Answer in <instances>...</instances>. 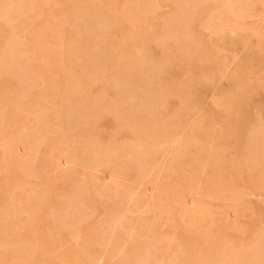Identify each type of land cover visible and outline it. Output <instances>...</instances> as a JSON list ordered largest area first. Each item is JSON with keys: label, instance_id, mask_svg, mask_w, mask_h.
<instances>
[{"label": "bare ground", "instance_id": "obj_1", "mask_svg": "<svg viewBox=\"0 0 264 264\" xmlns=\"http://www.w3.org/2000/svg\"><path fill=\"white\" fill-rule=\"evenodd\" d=\"M228 1L0 0V142L5 143H0V264L81 263L85 256L78 246L62 249L70 230L87 235L89 226L88 249L99 253L104 264H197L201 259L210 264L220 250L216 243L221 241L226 244L225 257L219 264H264V202L237 192L247 179L255 193H264V125L253 127L248 110L262 101L264 86L254 81L237 96L229 94L218 109L205 104L219 72L225 74L223 94H227L239 80L236 71L243 66L254 69L258 60L255 43L248 41L236 20L241 14L233 12ZM161 6L169 10L160 12ZM15 23L20 27H14ZM226 26L232 27L223 39L226 46L215 54L212 45L217 38L205 30L220 33ZM18 34L30 42L37 58L47 61L48 73L31 64L30 55L13 44ZM62 36L66 46L60 45ZM256 36L254 42L258 43L264 37V24ZM174 48L182 53L167 59ZM196 57L203 62L201 70L196 69ZM232 58L236 63L228 69L224 64ZM199 73L200 81L194 82L192 77ZM36 108L54 111L60 118V129L52 140L46 137L32 144L29 136L10 127H29L27 114ZM259 112L264 118V109ZM39 122L45 130L44 118ZM106 124L115 128L103 141L107 153L101 160L87 156L83 149L102 141V126ZM63 126L72 128V138L82 140L79 151L70 157L63 156L67 138ZM189 130L191 139L185 138ZM177 136L180 144L168 146L172 152L166 157L161 143H171ZM124 137L130 143H123ZM18 147L23 148V155L17 153ZM42 149L50 161L52 152L58 153L62 157L58 161L64 158L68 169L61 170L56 162L49 163L48 169L45 163L44 167L36 163L34 155L38 160L40 154L45 157L38 153ZM25 156H30L31 162L18 168ZM125 156L132 160H125ZM78 163L88 170L78 166L85 178L76 181L73 170ZM248 163L253 166L250 170ZM94 167L100 172L112 170L109 181L89 174ZM147 170L157 171V175L161 170L172 173L161 181L164 173L160 172L158 183L153 186L152 181L148 187L146 181L145 188V180H139L145 178ZM113 173L132 178V183L140 186L133 188L132 183L128 185L130 180L125 179L129 183L124 184L123 178H116L120 182L112 179ZM30 177L38 182L32 189L20 191ZM157 177L152 178L157 181ZM51 180L52 186L53 180L68 185L64 195L54 196L56 189L48 184ZM120 184L137 191L134 199L117 207L115 190ZM201 185L223 191L230 186V192L216 199L215 211H206L209 203H204L206 209L198 204L201 215L193 217L191 223L194 227L208 223L207 232L176 234L173 230L177 226L168 224L166 218L176 209L187 211L184 203L190 199H183ZM149 188L153 193H148L144 206L150 207L147 214L151 215L145 217L139 208ZM24 209L26 214H22ZM229 212L240 218L245 215L247 220L237 221L238 216L227 222L232 219H227ZM4 216L14 220L5 223ZM161 220L176 234V238L164 234L175 238L170 237L174 242L171 253L170 244L165 248L166 241L160 245L167 239L158 232ZM124 227L129 228L132 239L123 234ZM98 242L100 249L95 245Z\"/></svg>", "mask_w": 264, "mask_h": 264}, {"label": "rangeland", "instance_id": "obj_2", "mask_svg": "<svg viewBox=\"0 0 264 264\" xmlns=\"http://www.w3.org/2000/svg\"><path fill=\"white\" fill-rule=\"evenodd\" d=\"M64 1H66V0H64ZM260 1H264V0H229L228 1V6L230 8H232L233 12L240 13L241 14L239 17L236 18V20L239 21V22H241L240 25L243 27L244 34H247L248 41H251V43L253 45L255 43V45L253 46V50L255 51L258 60H256L253 63V68L254 69H249L248 67L243 66L241 69H239V70L236 71L237 74L239 75V80H236L234 82L233 87H231L230 91L227 94H225V93L223 94V91H224L225 86H226L225 74L223 72H219V76L216 79H214V81L211 84V91H210V93L207 94V97H209V98H208V100L205 101L206 106L209 107L210 109H218V108H220L221 105L224 103L226 97L229 94L231 96H233V97L234 96H237L241 92L242 89H244L246 86L250 85L254 81L255 82H260L264 86V37H262L261 40H258V43L257 42H254L255 41V38H258L256 36V33L259 31L260 26H262L264 24L263 23L264 22V19H263L264 18V5H262L264 3L262 2V4H259L258 5V2L260 3ZM189 3L190 2H188L186 4V7L187 6H190ZM256 3H257V5H256ZM81 5L83 6V3ZM226 6H227V3H226ZM161 7H164V8H160L159 9L160 12L163 11V13H166L169 10V8H167V6H161ZM44 8L45 9H48L50 7H47V8L44 7ZM14 27H16V28L20 27L19 26V23H15L14 24ZM230 27L231 26H226V28L222 32H220V33H214L211 28H207L205 30L206 33H213V36L217 38V41L212 45V51H213V53H215V54L218 53L221 49H223L226 46V44L224 43V40L223 39H224V36H226V32L229 30ZM65 39L66 38L64 36L61 37V39H60V41H61V44L60 45L61 46H66L67 45V42L64 41ZM14 43L19 47V49L22 52L30 55V59L32 60L30 62L31 64H38V66H41V69H43V72L44 73H48L47 72V61L45 59H42V58H37V55H35V53L33 52V48L30 45V42H28V40L26 39V37L23 34H18L17 39H15L13 41V44ZM69 49H71V47ZM72 49L74 51V48H72ZM237 50H238V48H237ZM181 51L182 50L180 48H174L173 50H171L169 52V54H167L166 58L171 60L176 55L181 54L182 53ZM194 60L196 61V69L201 70L204 67V65L202 64L203 62L200 61L201 59H199V58L196 57ZM235 63H236V58H232L229 61H227L224 64V66H226L228 69H231L233 67V65H235ZM201 77H202V74L199 73V74L193 76L192 77V80L194 82L200 81ZM14 94H17L18 96H21V93L20 92H14ZM262 94H264V87H263V90H262ZM261 100L262 101H259L258 104L255 107H248V110L253 115V120L251 122L252 123L251 125L253 127L258 126V125H260V126L261 125H264V118H262L260 116V112H259L260 110L264 109V106H263V104H264V96H262ZM259 104H261V106ZM40 109L41 108H36L35 110H32L30 112V115L29 116H28L29 113L27 114V117L29 119V120H27V122H30L31 121V123H29V124L27 123V125H30L29 127H27L26 125H23V127H22V125H15V126H12L11 125L12 128L10 127V129H12L13 132H16V130H18L25 137L29 136L30 139H32V141H33L32 144H34V143H41L46 137H49L52 140L55 137V134L60 129V126H59L60 118L56 115V113L54 111H52L49 108H45V109L39 111ZM42 117L44 118V121H45V123L47 125V127H45V130H43V128L41 127V123L39 122V119L42 118ZM37 122H39V123H37ZM35 123H37V125H34ZM2 125H4V123ZM7 126H6V128H7ZM19 126H20V128H19ZM24 126H26L27 128L25 127V129L22 130L21 128H24ZM190 126H191V124H188L187 127L190 128ZM102 127H103V133L101 135V140L102 141L99 142V143H93L92 145L86 146L83 149V151L86 153L87 156H90L91 158H96L98 160H101L102 157L108 151V148H104L105 142H103V141L107 140L108 137L112 133H114L113 131L115 130L114 126L111 125V124H106L105 126H102ZM66 128H69V127L68 126H63L62 127V130L66 129ZM121 128H123V127L122 126L119 127V129H121ZM175 130H177V129L175 128ZM44 131H46V132H44ZM187 133H188V136H185V138L191 139L193 137V135H192L193 133L190 130ZM65 134H66V137L67 138L63 142V145L64 146H62V148H64V155L63 156L70 157L76 151H79L78 149H80L82 140L81 139L79 140V139H76V138H72L71 137V135H72V128H70V130L69 129H66ZM189 135H190V137H189ZM175 138H173V140L175 141V143H174L173 140H171V143L164 144L162 142L161 145H160V148L164 151L166 157H168L171 154L172 150H171L170 147H172V145H176L177 143L180 144L179 137L177 136ZM0 141H2V140L0 139ZM122 142L123 143H128V142L130 143V141L127 139V137H124L122 139ZM0 143H2L3 145L5 144L4 142H0ZM0 146H1L0 149H2L3 146L2 145H0ZM168 146H170V147H168ZM16 149H17V153L19 155H23L22 154L23 153V148L22 147H18ZM85 149H86V151H85ZM42 151H43V149L40 150V151H38V153H43L45 155V153L47 151V148L44 149L45 153L42 152ZM163 151H162V153H163ZM49 153L50 152L48 150L46 154L47 155H50L51 153L50 154ZM167 153H168V155H167ZM32 155H33V152H32ZM40 155H39V157L41 159V162H40V159L39 160L37 159L38 155H34V157L37 156L36 159H35V162L37 163L39 161L38 163H40L41 165H43V167L45 166L44 165V163H45L46 166H47L46 167L47 169L49 168V165L50 164H53L55 162L59 164L61 170H62V168L64 170L65 169L67 170L68 167H69L68 164H64L65 163L64 158H63L64 161L62 160L61 163H60V161H58V159H59L58 157H60V160L62 159V157L59 156V154L56 153V152H52V157H53L52 160H51L52 162L50 161V159H51L50 156L48 157L47 155H45V157H44V156H40ZM42 157H44L45 159L46 158L47 159L50 158V159H48V160L43 159V160H45L43 162ZM163 157H164V155L161 156V158H163ZM54 158H55V160L57 159V161H54ZM124 159L127 160V161H131L132 160V157H126L125 156ZM30 162H31V157L30 156H25L18 163V168H22L23 166L29 164ZM82 163H84V162L82 161ZM63 165H66V166H63ZM71 165H73V164H71ZM80 165L82 167L85 166V165H83L81 163H78V165H77L76 168H75L76 165H74V167H73V169L75 168L73 170L74 171L73 174L74 173L76 174V175L74 174L75 176H73V179L75 178L76 181L85 178V175L83 174V172L82 171H81L82 173L80 172V167H78ZM187 166L193 167L191 164H188ZM251 167H253L252 166V163H248L247 164V168L250 170ZM46 168H44V169L46 170ZM85 168H86V170H88V168L86 166H85ZM81 169H84V168H81ZM71 170H72V168H71ZM89 170H90L89 174L95 175L99 179L100 178H104L105 179V182L106 181L107 182L109 181L108 177L110 176V173L113 172L112 170H111L112 172L110 170H106V171L100 172L97 167H94V168L89 169ZM192 170H193V168H191V171ZM188 171H189V173H191L190 172V169ZM156 172L154 170H152L151 172H150V170H147L145 172V174L147 173L146 176L143 175L145 178L144 179H140L139 180V183L141 181L143 183L144 180H145V182H144L145 185H143V187L145 186V188H147L146 181H147V183L148 182L150 183V182L153 181L152 183H154L153 184V186H154L155 185V182L158 183V181L160 180L161 173H164L166 171H162V170L159 171V173L161 172L160 175H159V173L157 175ZM169 172L170 171H168L166 174L165 173L162 174V177L163 178L161 177V179H162L161 181H163L164 179H166L164 176H166L167 174L169 175V174L172 173V171H171V173H169ZM148 173L151 174V177H149L150 174H148ZM154 174L156 176H159V177H157V179L158 178L159 179L158 180L156 179L157 181H155V179L152 178L153 176L156 177ZM115 175H119V174H115ZM115 175L113 173L111 175V178L112 179H115L117 181H119V179H116L117 177L120 178V179L123 178L124 179L123 180L124 181L123 182L124 184L130 182L128 185H131V183L133 181L132 178L130 180V178L122 177L121 175L116 176V177H112V176H115ZM20 176H21V174H19V177ZM49 176H52V175L49 174ZM174 176L175 175L173 174L171 177L173 178ZM33 178H34V176H33ZM33 178L30 177L29 178V181L26 182L27 186L25 185L26 187L25 186L20 187V191L21 190H24V189L29 190L31 188V186L34 187L35 186V183H37L38 180L37 179H33ZM125 179H127V181L128 180H130V181L127 182ZM135 180L137 182V179H134V181ZM166 180L164 181L165 183H167ZM53 181H55V183H56V184L54 183V186L55 187L52 186L53 185L51 183L52 180L49 181L50 183L48 182V184L52 188L56 189L55 190L56 192L55 191L53 192L54 193V196L57 195L58 197H61L62 195H64V193L66 191L65 190V187L68 186V185H66L64 183V181H63V184L65 186L64 187H60V186H63V184H60V181H57V180H53ZM125 181H126V183H125ZM164 182L162 184H165ZM242 182H243V184L240 185L238 187V189H237L238 194H240L242 196H247V198L250 199V200H252V201L264 202V193H261V194H258L257 192L255 193L251 189V187L249 186V182H248L247 179H244ZM39 183H40V181H39ZM149 183H148V187L152 186V184L151 183L149 184ZM137 185H138V182H137ZM137 185H134L133 184V185H131V187H133V188L134 187L135 188L137 187L138 188V186H140V185H138V186ZM28 186H30V187L27 188ZM141 186H142V184H141ZM131 187H127V186H124V185H121V184L119 185V187H117V189L115 190V193L118 196V204H117V207H120V206L124 205L126 202H129L130 200H132V199L135 198V193H136L137 189H136V191H134L135 189H133ZM143 187H139V189H141ZM229 187L230 186L225 187V188H227L226 191H223V190H213V189H209V188H207L205 186H202V185L199 186V187L198 186L195 187L192 190L191 195H189L187 197L185 196L186 199L185 198L183 199L184 201H186L187 198H189L191 200V201L189 200V202L184 203V206H186V207H187V205H188V207L190 206L189 208L187 207L188 210L187 211H184V210H180V209L177 210L176 209V212L175 211H174V213L172 212L170 214V216H168L169 218H166V219H168L167 223L168 224L171 223V224H174L175 226H177L176 227V231L173 230L174 232H176V234H177V232L188 231V230L189 231H194V232L200 233V234L207 232L208 231V228H209V224L208 223H204L203 222V223H201L197 227H194L192 225V223H191V220H192L193 217L198 216V215H201L199 213V211H198V208H197L198 207V204H200V206L203 205V208H205L206 207L205 204L206 203H209L211 206H207L206 207L207 208L206 211H208L210 209H213V211H215L214 208L215 207L217 208V206H218V202L216 201V199L218 197L224 195V194L229 193L230 192V188ZM57 188L58 189H61L62 191H59ZM151 188L153 189V187H151ZM141 190L143 191L144 189H141ZM148 193L149 194L150 193H153V190H151L150 188L145 190V195H146V196L144 195L145 196L144 197V200L145 201H143L142 205L139 208V211L140 212H143V211L146 212V213L144 212V216L145 217H147V216L149 217L151 215L150 212L147 214V211H150V207L148 208V207H145L144 206V204L149 201V200H147V199H149L148 198L149 197V194ZM152 195H153V197H155L154 196L155 194H152ZM152 195H151V197H152ZM176 197L178 198V196H176ZM175 200H178V199L175 198ZM201 203H203V204H201ZM214 205H215V207H214ZM212 206H213V208H212ZM26 213H27V210L26 209L22 210V214H26ZM226 216L228 217L227 219L232 218L231 221L226 219L227 222H233L232 221L233 220V217H236L237 218L239 215L236 216V214H234L232 212H229L228 214L226 213ZM240 217L241 216L238 217V220L237 221L240 220V221L244 222V221L247 220V218H246L245 215L242 216L243 218H240ZM11 220H14L13 216H4L3 217V221L5 223H9ZM117 222L118 223H121L122 221L118 220ZM160 222L161 223H159V224H161V225L163 224L164 225L165 223H162V222H166V221H162L161 220ZM168 224H165V226H163V225L160 226L159 225L158 232L159 233H162L161 235L165 236L164 238H167V239H162L161 240L162 242H161L160 245L161 246L162 245H165V241H166V243H167L166 245H168V246H166V247L164 246V247L167 249V247L169 248V244H170V249H168V251H170V253H171V250L174 251L173 250L174 242H171V240L174 238L173 235H175V238H176V234H174V232L171 229L168 228V226H167ZM160 227L161 228L164 227V228L161 229ZM50 230L53 231L52 227L50 228ZM90 231H91V228L89 226L87 228L88 234L90 233ZM69 232L70 233H69V237L67 238V243L65 244V246L63 247L62 250H65L66 248H68L70 246H78L81 249V251L83 252L84 256H85V261H83L81 263H69V264H104V259L100 256L99 253L94 252V251H91V250L88 249V247H89V243H88L89 242L88 241V236L89 235L88 234L86 235L85 233H82V232H72L71 230ZM167 233L168 234L171 233L173 235H171L169 237L167 235V237H166V235H164V234H167ZM123 234L128 239H132L133 238V235H132L131 231L127 227H124ZM170 237H172V239ZM168 239H170V241ZM163 240H164V242H163ZM168 241H169V243H168ZM98 243L99 244H95V245H97L98 246V249H100L102 247V244H101V242H98ZM172 244H173V246H172ZM216 245H217L218 248H220V250H219L218 255L216 257H214V258L211 259L210 264H219L221 262V260L225 257L223 251H224V248H225V245L226 244L223 241H221L219 243H216ZM197 264H205V262H204L203 259H201V260H199L197 262Z\"/></svg>", "mask_w": 264, "mask_h": 264}]
</instances>
